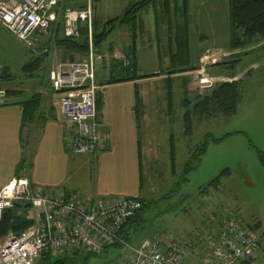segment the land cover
<instances>
[{
  "label": "rangeland",
  "instance_id": "rangeland-1",
  "mask_svg": "<svg viewBox=\"0 0 264 264\" xmlns=\"http://www.w3.org/2000/svg\"><path fill=\"white\" fill-rule=\"evenodd\" d=\"M138 1L97 0L93 4V17L98 22L97 30L100 24L103 26L110 20L123 17L126 9ZM171 7H173L172 4H169L166 9L169 10ZM161 10L162 6H158L157 12L161 17L159 25L162 30L157 31L154 26L155 12L153 6L150 5L139 14L142 22L139 20L140 28H137V36L139 42L144 44L146 51L149 50L150 44L160 50L159 54L165 59L164 66H166L164 33L166 25L173 23L174 15L172 14L173 8L170 14H164ZM188 15L190 22L189 67L198 64L199 55L205 50H230L226 41L229 34L228 0H190ZM165 16L169 18L168 21L165 20L167 19ZM60 27H62L61 24ZM122 28L124 29L118 26L111 33L108 41L117 42L115 39L119 37L117 34ZM8 37L11 40V47L18 51L19 59L13 61V67L6 72L11 80L0 79V87L5 89L28 81L31 72H24L21 67L40 54L37 47L33 50L26 48L12 35L9 34ZM258 41L253 46L234 50L239 54L230 59L235 61L233 68L228 69L232 71L228 72L226 66H224L226 71H222L224 77L231 74L239 76L238 79L241 81V99L236 114L231 118L202 121L201 123L195 121L192 136L186 138L182 122L183 109L179 105L180 95L178 93L174 92L171 113L165 112L170 121L162 115L166 98L158 105V109L161 110L160 114L156 112L155 115L151 112L148 129L144 131L148 130L147 135L151 146L150 150H145L149 157H146V165L143 166V191L141 192V196L149 202V205L142 213L138 226L130 234L132 243L143 238L156 237L162 232H172L182 239L195 230H201V226L211 218L217 221L234 218L245 229H249V226L255 228L253 234L257 239L258 248L254 258L248 259L249 263L246 264H264V165L260 162L258 153L264 155V39L258 38ZM55 51L58 53L57 50ZM153 51L155 56L156 50ZM57 53L56 56L59 58ZM154 56H151L150 52L144 56L145 63L141 66V73L155 67ZM21 57L24 59L18 65ZM49 65L50 61L46 59L42 68L34 72L37 78L27 85L31 93L28 91L22 100L28 99L39 90L46 91L49 88L48 84L42 80ZM251 65H257L258 68L251 70ZM161 68H164L163 65ZM213 69L217 74L220 72L217 67ZM3 71L0 69V76ZM191 83L192 78L189 80L190 85ZM191 89L194 92L198 90ZM211 89H204L203 93H208ZM3 99L4 97L0 96V101ZM207 133L215 138H222V140L218 143H210L199 164L193 162L190 172L185 175L184 165L189 162L191 152L197 151L203 136ZM171 135L174 139L176 159L173 174L168 145ZM68 155L73 156L70 152ZM94 166L95 163L91 162L90 169L88 167L89 172ZM40 168H43L42 164ZM223 170H227V174L220 177L218 188L203 190ZM91 188H93V181L89 182L83 166L77 169L76 162L72 165L66 184L53 194L67 195L82 205H86L91 200L104 201L100 197L88 199ZM112 198L105 199L111 201L116 197ZM32 214L30 210L28 213L30 219H32ZM127 254L125 250L118 248H108L98 255H91L84 249L69 248L60 251L59 254H54L50 260L45 261V264H123ZM53 258L61 261L54 262ZM43 262L38 261L36 264H43Z\"/></svg>",
  "mask_w": 264,
  "mask_h": 264
},
{
  "label": "built area",
  "instance_id": "built-area-1",
  "mask_svg": "<svg viewBox=\"0 0 264 264\" xmlns=\"http://www.w3.org/2000/svg\"><path fill=\"white\" fill-rule=\"evenodd\" d=\"M79 7H63L64 3ZM94 0H0V26L26 48L38 47L50 31L62 21L63 36L75 39L79 27H86L88 52L81 60L56 61L48 73L51 89L59 95V111L69 125L64 147L74 155H94L101 139V125L96 106V67L92 43ZM227 57L222 51L207 52L192 75L191 88L211 89L220 79L206 73L207 65ZM57 59V58H56ZM197 90V91H198ZM23 175L14 178L0 191V218L16 203L30 205L33 224L22 232L0 238V264H36L45 255L59 254L69 248L84 249L98 255L119 245L128 254L123 264H182L193 252L184 240L172 232L144 238L132 246L122 237L130 218L140 211L137 198L117 196L113 200H91L79 204L66 195H52L32 187ZM20 173V174H21ZM202 229L192 234L194 242L202 239L204 264H241L254 257L258 242L234 218L218 221V228ZM210 231H207V230ZM202 232V233H201Z\"/></svg>",
  "mask_w": 264,
  "mask_h": 264
},
{
  "label": "crops",
  "instance_id": "crops-1",
  "mask_svg": "<svg viewBox=\"0 0 264 264\" xmlns=\"http://www.w3.org/2000/svg\"><path fill=\"white\" fill-rule=\"evenodd\" d=\"M163 2L159 5L160 7L162 6L161 12L168 14ZM171 9H169V12ZM155 10L156 8L154 12ZM166 18L165 20L168 21L169 18ZM96 23L98 26V22ZM60 24L62 25V21ZM101 26L100 24L98 30L96 28L97 32H100L104 28ZM118 26L124 27V29L122 28L117 34L119 35L115 39L117 42L108 41L111 33ZM154 26L156 27L155 16ZM189 28L190 22L188 24V34ZM159 29L162 30L160 25L156 27L157 31ZM80 30L79 27L78 36L75 40L79 38ZM7 34L9 35L0 26V69L5 71L0 76L1 80H11L10 75L6 74V72L13 67V61L19 59L18 51L11 47V40ZM164 34L166 40V66H164L165 59L159 54L160 50L151 46V42H149L151 48L149 47V50L146 51L144 44L139 42L138 36L133 51L131 48L133 44L131 31L123 24L115 25L114 29L107 34V37L100 45L93 46L96 84L98 85L96 99L99 98L100 100L98 120L101 125V139L97 152L94 155L79 156L73 154L70 157L68 155L69 151L67 152V149L64 147V136L70 133V128L61 117L59 111V95L51 89L48 78V73L56 61L59 59L62 60L61 51L55 47L51 48L49 56L47 57L50 65L45 70L42 80L48 84L49 88L46 91L39 90V92L31 95L40 94L41 96L40 107L32 122L27 124L23 123L22 106L18 103L24 101L22 99L26 97L30 89L27 86L28 83L33 82L37 77L32 78L30 74L28 76L29 80L25 81L24 84H15L10 86L12 88L8 89L0 87V96L4 97L0 101V191L14 178L23 175L20 172L23 168H26L25 175L33 188L37 187L42 189L43 192L45 191L54 195V191L61 190L63 185L66 184L68 175L71 173L72 165L77 162V169L83 166L89 182L93 181V188H91L92 190L89 193L90 198L88 199L95 197L102 199L117 196L142 198L141 192L143 189H141L140 175L141 172L143 173L146 157H149L145 150H150L151 146L149 144V136L147 135L148 130L146 132L144 131L148 129L151 112L155 115L156 112L160 114L161 110L158 109V105L160 101L162 102L167 97L166 92L168 88L173 93H178L180 100L183 98L184 91L189 95V98L195 96L194 94H203L205 92L204 90L194 92L189 83L186 88H183V80L187 72L178 74L171 72L170 55L175 53V45L168 24L165 27ZM60 36H63L62 27H60ZM47 39L44 38L42 42H46ZM226 41L228 42V39ZM50 45L53 46L52 42ZM52 49L54 50L50 54ZM153 50H156L155 56ZM219 51L227 55L219 63H229L232 61L230 60L232 57L239 54L236 51L230 50L224 51L220 49ZM148 52H150L151 56H154L153 61L155 67L152 70L141 73V66L145 63L144 56ZM207 52L211 51L205 50L201 52L198 58V64L191 67L200 66L202 58ZM56 53L59 54V58L56 56ZM70 56L73 57V60H81L85 57L77 53ZM134 58L135 65L133 64ZM23 59L21 57L18 65ZM33 60L34 58L26 62V65L22 66L21 69ZM161 65L164 68H161ZM211 65H207L206 68V73L210 77L231 81V79L218 75ZM257 68V65L250 66L251 70ZM233 76L234 78L232 80H240L238 79L239 76ZM131 78L137 79L131 80ZM11 91L17 94L15 96H7V93ZM29 92L31 93V91ZM167 104V101H165L162 115L170 121L166 115V113L169 114V111L166 110ZM24 130H26L25 133ZM170 137L168 139V145ZM23 161L28 163V166L20 168ZM91 162L95 163V166L89 172ZM40 164L43 165V168H40ZM63 191L68 192L66 190ZM214 223H217L214 229L218 228V221L211 218V220L201 226V230L206 228L212 229ZM209 229L207 231H210ZM193 233L194 231L182 238L193 249L190 256L188 255L183 259L182 264H204L206 254L204 242L200 238L194 242L192 237ZM141 240H138L136 243L138 244Z\"/></svg>",
  "mask_w": 264,
  "mask_h": 264
},
{
  "label": "trees",
  "instance_id": "trees-1",
  "mask_svg": "<svg viewBox=\"0 0 264 264\" xmlns=\"http://www.w3.org/2000/svg\"><path fill=\"white\" fill-rule=\"evenodd\" d=\"M96 1V0H94ZM162 1L166 2V8H168L169 4H172L174 15L173 23L169 25L171 30V35L175 45V53L170 55V64L173 74L178 73H186V77H184L183 84L184 87L189 83V80L192 78V75L197 67H189V44H188V24H189V15H188V0H139L131 4L125 11L124 16L121 18H116L113 20L104 23L103 29L100 32L96 31L97 23L96 20L93 21V31H92V43L93 46H98L102 43V41L107 37V34L110 33L115 25H124L131 31L133 44L132 50L134 51L136 45L137 38V28H140L139 20L142 22V19L139 18V14L144 11L147 7L152 5L155 10V25L159 27L160 24V15L157 12V7L162 3ZM229 5V37H228V45L230 51H234L237 49H244L250 46H253L258 43V38L264 39V0H228ZM80 3L68 2L66 1L63 7H79ZM168 14H170L167 9ZM58 28L56 30L50 31V36L48 37L46 42H41V44L37 47L39 51V56L34 58L33 61L27 63V66L23 68L24 72H31V77L36 78L37 75H34L35 71H38L42 68L44 61L49 56V51L51 50V42L53 46L62 52V54H66L67 56L73 55L75 53L81 54L84 56L87 55L88 52V40H87V31L86 27H80V35L78 39H67L63 36H60V19L57 24ZM173 30V32H172ZM135 40V42H134ZM134 53V52H133ZM235 61H231L229 63H214L211 67L219 68L220 72L218 75L224 76L223 70L226 71L225 68L230 69L233 68V64ZM133 64L135 65V58L133 59ZM224 66H226L224 68ZM232 71V70H230ZM228 70V72H230ZM226 77V76H225ZM226 78L231 79L225 80L220 79L219 82L208 92L203 94H194L189 98V95L184 91L183 98L180 100V108L183 109L182 113V122L185 128V136H192L191 132L193 129L194 122L201 123L202 121L209 122L210 120H216L221 118H231L237 112V107L239 101L241 99V88H240V80H232L234 78L233 75L229 74ZM137 78H131L134 80ZM168 81H170L168 79ZM171 82V81H170ZM169 84V83H168ZM170 85V84H169ZM172 85V84H171ZM8 92V95H14L17 93ZM167 110H169L173 100V91L168 88L167 89ZM41 96L40 94L33 95L30 98L19 102L18 104L22 106V119L23 123L27 124L33 121L35 115L40 107ZM100 105L99 98L96 99L97 111ZM222 140L215 138L210 133H207L203 136L200 145L197 147V151L191 152L189 162L184 165L186 168L184 170V174L187 175L190 172L191 166L193 162L199 164L201 157L205 154L207 147L210 143H218ZM172 135L170 137L169 149H170V167L171 173L173 174V169L175 168V147L173 144ZM196 149V148H195ZM259 160L264 165V155L260 152ZM192 160V162H191ZM28 166V163L24 162L20 165V168ZM224 174H227V170H223V172L214 178L212 181L208 183V185L203 189L205 191L209 189L216 190L220 183V177ZM141 189L143 183V173L140 175ZM141 201L142 207L140 211H138L132 218L128 220V222L123 227L121 232L122 237L128 241L132 246H138V244L132 243L131 240V232L136 229L138 226V222L141 219V215L144 210L149 205V202H146L145 199L139 198ZM31 210L30 205L25 203H16L15 206L10 210H5L2 213L0 218V238H5L9 233L18 234L22 232L24 229L30 227L33 224L32 219L28 217V213ZM249 229H246L249 234L255 237L254 227L249 226ZM109 248H118L123 249L119 245H115ZM106 248L104 251H106ZM124 250V249H123ZM91 254V253H89ZM93 255V254H91ZM53 257L52 254L45 255L39 259V261L50 260ZM54 259V258H53ZM60 259H54V262H60ZM249 263V260L244 261L242 264Z\"/></svg>",
  "mask_w": 264,
  "mask_h": 264
},
{
  "label": "water",
  "instance_id": "water-1",
  "mask_svg": "<svg viewBox=\"0 0 264 264\" xmlns=\"http://www.w3.org/2000/svg\"><path fill=\"white\" fill-rule=\"evenodd\" d=\"M163 5H164V7L166 6V2L164 1L163 2ZM165 9H166V7H165ZM69 60V61H73V57L72 56H67L66 54H62V61L64 62V61H66V60Z\"/></svg>",
  "mask_w": 264,
  "mask_h": 264
}]
</instances>
